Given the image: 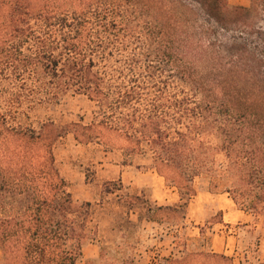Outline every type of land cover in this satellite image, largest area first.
Segmentation results:
<instances>
[{"label":"trees","instance_id":"obj_1","mask_svg":"<svg viewBox=\"0 0 264 264\" xmlns=\"http://www.w3.org/2000/svg\"><path fill=\"white\" fill-rule=\"evenodd\" d=\"M142 1L134 0L138 6ZM147 7L151 40L142 41L140 58L127 60L128 69L112 72L99 66L110 54L107 34L127 31L125 16L100 9L34 13L15 3L0 22V34L13 44L10 73L15 80L31 79L50 102L72 93L95 104L93 120L82 129L118 135L129 156L146 157L184 200L148 212H182L184 218L198 180L201 189L227 192L240 209L264 216V0L249 6L150 0ZM138 62L143 72L136 70ZM175 79L189 84V91L172 85ZM53 188L51 198L17 203L34 212L0 215L1 264L76 263L83 236L78 227L87 226L90 202L77 204L63 186ZM171 242L170 254L151 264H233L232 257L211 248L202 226L198 236L176 231ZM253 246L256 251L257 238ZM244 257L245 264L259 263Z\"/></svg>","mask_w":264,"mask_h":264},{"label":"rangeland","instance_id":"obj_2","mask_svg":"<svg viewBox=\"0 0 264 264\" xmlns=\"http://www.w3.org/2000/svg\"><path fill=\"white\" fill-rule=\"evenodd\" d=\"M0 2L2 24L6 9L9 15L15 3L34 13L39 8L52 10L53 15L100 9L125 16L127 31L107 34L112 45L105 50L110 54L106 61L100 62L105 64L99 66L107 71L128 69L127 60L140 58L142 41L151 40L146 34L152 22V13L147 7L150 0H143L141 6L134 0ZM228 3L249 6L251 0H228ZM34 19L32 14L31 22ZM5 37L0 34V189H3L0 190V215L34 212L17 203L24 201L25 205L33 199L51 198L53 185L57 183L71 193L77 204L90 202L86 209L87 226L84 230L78 227L83 236L81 255L75 264H90L95 260L98 261L94 264L112 261L151 264L154 257L170 254L176 231L198 236L201 226L211 248L232 257L233 264H245L244 256L252 263L264 264V216L257 218L240 209L227 192H208L196 180L197 191L186 201L184 218L182 212L166 215L148 212V207L178 206L184 200L146 157L129 156L126 143L118 135L98 127L82 129L81 126L91 123L96 110L85 95L67 93L57 102H50L28 77L15 80L10 73L12 66L7 62L14 53L13 44ZM121 42L125 47L118 44ZM20 46L26 52L29 44ZM202 63L197 59L196 64L202 67ZM137 66L136 70L143 72L142 62ZM172 85L189 91L190 85L177 79ZM209 138L216 143V138ZM27 194L30 196L25 198ZM77 219L82 221L81 216Z\"/></svg>","mask_w":264,"mask_h":264}]
</instances>
